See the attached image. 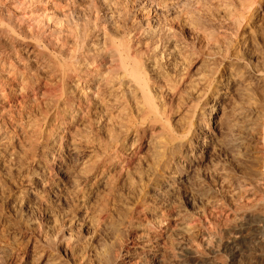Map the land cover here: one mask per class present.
Here are the masks:
<instances>
[{"label": "bare ground", "instance_id": "1", "mask_svg": "<svg viewBox=\"0 0 264 264\" xmlns=\"http://www.w3.org/2000/svg\"><path fill=\"white\" fill-rule=\"evenodd\" d=\"M56 1L0 0V151L12 108L29 117L41 96H64L53 115L57 132L42 144L50 161H38L31 176L48 186L51 163L61 170L64 154L77 157L74 199L104 237L75 264H188L215 245L230 264H264V0H194L175 12L173 0H145L157 3L135 26L116 0H68L75 5L66 12L54 9ZM81 13L85 24L68 31L65 17ZM26 20L45 23L58 55L32 32L21 38L15 27ZM8 45L24 48V59H11ZM94 185L102 190L92 195L85 186ZM184 185L190 191L179 201L174 193ZM13 242L0 249L5 261L21 251ZM36 243V264H61ZM16 255L22 264L25 250Z\"/></svg>", "mask_w": 264, "mask_h": 264}, {"label": "rangeland", "instance_id": "2", "mask_svg": "<svg viewBox=\"0 0 264 264\" xmlns=\"http://www.w3.org/2000/svg\"><path fill=\"white\" fill-rule=\"evenodd\" d=\"M116 1L118 3V6L121 8V15L123 17V20H125L127 22V23L125 22L127 26H131V25L135 26L136 24L145 21L148 17H151L150 13H152L154 8H155L154 4L156 5V3H157V2H153V3L148 2L147 4L143 5V3H145V0H132V1L131 0H116ZM123 1L125 2L126 5L124 4ZM137 1H138V3H137ZM151 1H153V0H150V2ZM167 1H170V0H167ZM173 1H172L173 2L172 11L173 12H175V10L179 11V10H184V9H190V8L194 7V5H196L193 2L194 0H173ZM54 4H55L54 9H58V11H60V12H66L67 10H71L75 5L74 3H72L71 1H68V0H59V1L54 2ZM137 6L139 7V9ZM184 6H185V8H184ZM130 7L132 9H130ZM140 8H141V10H140ZM143 9L144 10L148 9L149 13L147 12V15H146L147 10L144 11ZM104 11L105 10L102 9V7H100V5L96 6V12H97V16L99 18L98 24H99L101 29L108 31L109 24H108V22H106V19H107L106 18V12H104ZM132 11H133V13H132ZM139 12H142V13H139ZM43 14H44V12L43 13L39 12V13H37V16L38 17L40 16V18H41V17H43V16H41ZM84 19H85L84 13L73 16L72 18H66L65 17V24H64L65 28L68 31L73 33L74 28H75V30L82 28V26L85 24ZM40 25H37V26L35 25L33 27L32 21L28 22L26 20L23 24H21V26L15 27V30H16V32L19 33L21 38L30 37L31 33H29V32H32L33 33L32 34L33 40H35V39L38 41L40 40L39 44L43 45L45 50L48 53L50 52L49 54H51L52 56H54L55 54L58 55V53L53 50V47H54L52 45L53 39H52V41H50L51 38L46 35V32H44L46 30L45 23H42ZM43 25H44V27H42ZM67 34H68V32H62V34L60 36H57L55 38V40H57L59 37L61 40H63L64 36H66ZM185 35L188 36V34H186V33H185ZM8 49H11L12 52L9 51ZM18 49H20V50H18ZM5 50L7 52H9L10 58L13 59L14 61L15 60L20 61V60L24 59V57L26 56L24 48L19 47L17 45H13V48H11L8 45L5 47ZM30 75L34 76V78H37L35 76L34 72H30ZM64 102H65L64 96H60V95L41 96V99L39 98L36 102H34L35 106L33 107V115H31L29 117H27L25 115L26 110H21L18 107L12 108L11 113H12L13 121L10 123L12 128L9 127L5 131L7 133L6 135H8V136L10 135V139L8 138L6 140V143H8L6 145H8V146H6V148H4L2 150L4 153L2 151H0L1 152V154H0V249L5 247L4 248V250H5L6 248L9 249V248L15 246V244H12V243H14L13 241H15V243H17V242H20L22 240V238H23V241L20 242L19 248L21 251L19 253L17 251H15L13 253V256L11 257L12 259H10V261H5L4 259H2L3 257L0 256V264H13V263L18 264L17 263L18 261L16 260L15 256H17L16 254H19V256L22 255L24 250H25V255L23 257L22 264H36V263H38V259L35 256H33L34 254H36V251L34 253H32L30 251V246H31L32 242H34V241H36L38 243V244L37 243L36 244L39 247L44 248L46 250L47 254H49V255L51 254V256L59 259L61 264H75V262H76L75 258H77L81 254H83V255L86 254L89 249H91L94 246H97L99 243H101V241L104 237V234H102L103 231H101V229H100L101 227L97 228L94 225V223L90 219V216H88V214L84 213L83 208H81L80 205L77 204L78 202H76V200L74 199L75 197H74V192H73L74 190L72 189V184H73L74 175H75L74 170H75V164H76L75 162L77 161L76 156L74 158L73 156H69V155L64 154L65 155V156H63L64 160L62 159L63 162L61 161L62 162L61 165L63 167L61 170L59 168H56L51 163L52 169L49 170V172H50L49 173L50 184L48 186H44V183H41L40 181H38L36 179V177H33V181H32V176H31L32 173L36 172L39 168L38 167V161L41 162V165H44L46 163V161H50V158H49L50 155L49 156L43 155L41 157L42 151L44 153L47 152L46 149L42 150V144H43V142L45 143L46 137L56 134V132H57L56 126H58L60 124V119L57 118V120L56 119L54 120L53 115L56 111H59V109L63 106ZM51 104H52V106H51ZM15 113H17V114H15ZM218 116H219V114H218ZM51 122H53V123H51ZM48 125H50V126H48ZM40 128H42V129H40ZM44 129H45V131H44ZM10 131L13 133V135L11 134ZM23 132L26 134H24ZM11 135H12V137H11ZM24 140H25V142H24ZM18 142H19V144H18ZM29 143H31V147H29V145H28ZM18 146L20 148H22L23 151L21 149H19ZM14 147H18V148L14 149ZM8 148H9V150H8ZM19 151H22V152H19ZM29 152H30V154L33 153V155L35 157H31L29 155ZM72 157L75 161L72 159ZM71 161H73L74 164ZM66 162H67V164H66ZM35 163H37V164H35ZM1 164H2V167H1ZM206 167H208V165ZM206 167L204 166V168L202 170L205 171ZM67 169H69V170H67ZM27 171H28V173H27ZM207 171L204 172L205 176L203 175L202 177H203V179L205 178L204 179L205 181L208 180L207 182H209L210 180H209L208 175L211 176L212 172L210 173L209 171L208 172ZM19 173H21V174H19ZM25 173H27V174H25ZM22 174H23V176H25V178L22 177ZM60 174H62V175H60ZM53 184H54V186H53ZM69 184H71V185H69ZM17 185H19V186H17ZM181 187L183 189H181ZM85 188H86V191L89 193L91 192L92 195L97 193L98 191L100 192L102 190V188L99 185H94L91 187L85 186ZM65 189H67V190H65ZM96 189L98 191H96ZM125 190L126 189H122V188H120L118 190L119 191L118 200H123L124 198L128 197L125 193L126 192ZM189 191H190V189L188 188V185L180 186L179 190H177V193H179V194L174 193V195L176 194L175 195L176 199H177V197H179L177 200L183 201L185 198V195L187 193H189ZM71 192L73 193V195L71 194ZM184 192H186V193H184ZM36 197H37V199H39L38 201L36 200ZM66 197L67 198L70 197V198L67 199ZM69 201H71V202H69ZM115 204L118 205L119 202H115ZM81 209H82V211H81ZM69 214H70V217H69ZM84 215H85V217H84ZM78 216H80V217H78ZM21 217H22V220H21ZM69 221H71V222H69ZM219 228H220V225L218 226V228L211 227V229L213 231H216ZM68 229H70V230H68ZM91 229L93 230V232ZM98 230H100V232H98ZM71 232H72V235H71ZM39 233H41V234H39ZM67 233L70 234L72 237L69 238ZM126 233H127V231L124 230L122 232V234L120 235L121 236L120 238L124 239L122 241L124 243V245H126L125 243L128 242V235ZM97 235L101 236L100 238H102V239L98 238L99 236H97ZM21 236H22V238H21ZM45 237H49L48 241H46V242L44 241ZM63 239H64V241H63ZM25 240H27V241H25ZM53 241L55 243H53ZM59 241H60V243H59ZM170 242H172V241H170ZM86 248H87V250H86ZM8 249H6V250H8ZM84 252H86V253H84ZM73 253H74V255L76 253V255L74 256ZM77 253L79 255H77ZM197 253H198L197 255L199 256V257H197L198 261H196V260L191 261L188 264H209L210 262H214L216 264H230L229 263V254L227 255V253H224L220 249V247L218 248L216 245L211 247V248H208V249L207 248L198 249ZM27 261H28V263H27ZM85 264H89V263H85Z\"/></svg>", "mask_w": 264, "mask_h": 264}]
</instances>
